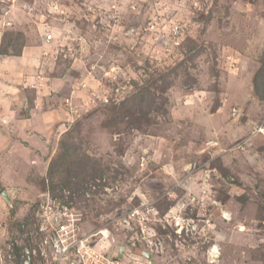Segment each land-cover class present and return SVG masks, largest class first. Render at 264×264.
Masks as SVG:
<instances>
[{
  "label": "rangeland",
  "instance_id": "1",
  "mask_svg": "<svg viewBox=\"0 0 264 264\" xmlns=\"http://www.w3.org/2000/svg\"><path fill=\"white\" fill-rule=\"evenodd\" d=\"M263 56L264 0H0V264L48 197L92 258L264 264Z\"/></svg>",
  "mask_w": 264,
  "mask_h": 264
},
{
  "label": "built area",
  "instance_id": "2",
  "mask_svg": "<svg viewBox=\"0 0 264 264\" xmlns=\"http://www.w3.org/2000/svg\"><path fill=\"white\" fill-rule=\"evenodd\" d=\"M42 38L50 40L51 34H44ZM255 133L264 137V120L256 125ZM44 203L46 224L40 229L46 233L36 246H25L18 252L21 257L19 264H116L115 254L111 255V259L103 255H94L92 258L83 250L89 248V245L77 237L78 226L72 207L67 204L54 206L51 197L46 198Z\"/></svg>",
  "mask_w": 264,
  "mask_h": 264
},
{
  "label": "trees",
  "instance_id": "3",
  "mask_svg": "<svg viewBox=\"0 0 264 264\" xmlns=\"http://www.w3.org/2000/svg\"><path fill=\"white\" fill-rule=\"evenodd\" d=\"M6 43H7V42H5V45L2 44V46H1V49H2L3 52L5 51ZM14 44H15V43H14ZM14 44H13V47H14ZM261 61H262V63H264V56H263V59H262ZM163 77H164V76H163ZM163 77H162V78H163ZM255 81H256V79H255V77H254V82H255ZM147 86H148V84H147ZM147 86H146V87H147ZM144 88H145V87H143V89H144ZM143 89H142V91H144ZM145 89H147V88H145ZM143 95H144V93H143ZM139 96H140V93H139V92L136 93V95H135V99H134V100H135V101H136V100H137V101H140L142 98L139 97ZM153 98H154V97H153ZM152 104H153V102H152V100H151V102H149V105L151 106Z\"/></svg>",
  "mask_w": 264,
  "mask_h": 264
},
{
  "label": "water",
  "instance_id": "4",
  "mask_svg": "<svg viewBox=\"0 0 264 264\" xmlns=\"http://www.w3.org/2000/svg\"><path fill=\"white\" fill-rule=\"evenodd\" d=\"M2 195L7 199L8 198V196H7V194L5 193V192H2ZM145 254H146V256L148 257V256H150V253L149 252H144Z\"/></svg>",
  "mask_w": 264,
  "mask_h": 264
},
{
  "label": "crops",
  "instance_id": "5",
  "mask_svg": "<svg viewBox=\"0 0 264 264\" xmlns=\"http://www.w3.org/2000/svg\"><path fill=\"white\" fill-rule=\"evenodd\" d=\"M24 54H25V53H24V52H22V54H21V55H20L18 58H19V59H21V60H22V59L24 60V57H23V56H24Z\"/></svg>",
  "mask_w": 264,
  "mask_h": 264
}]
</instances>
